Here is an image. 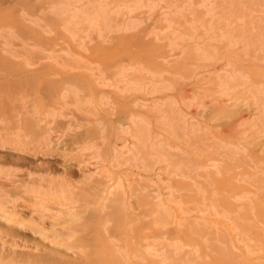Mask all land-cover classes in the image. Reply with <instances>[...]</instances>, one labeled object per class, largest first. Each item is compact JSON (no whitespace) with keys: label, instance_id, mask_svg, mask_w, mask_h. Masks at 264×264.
I'll return each instance as SVG.
<instances>
[{"label":"rangeland","instance_id":"1","mask_svg":"<svg viewBox=\"0 0 264 264\" xmlns=\"http://www.w3.org/2000/svg\"><path fill=\"white\" fill-rule=\"evenodd\" d=\"M45 1L46 0H0V28L11 33V52L18 56L24 55L23 59L29 60L33 65L31 68L33 72L31 74H25L23 73L21 60L14 59L12 56H6L5 58L0 57V123L3 125L2 127L0 125L1 137L3 139V143L1 144L2 147L0 148V191L8 196L10 199L9 201H13L12 204L6 205L8 210L10 212H17V215H19L23 221H29L28 224L32 223L31 225H33L34 221L38 219L35 215H29L30 204H28L29 201L25 199V195L21 193V184L32 178L42 187H47L48 185L62 186L69 199L68 206L70 205V207L73 208V213L78 215V220L76 219L77 222L75 223L76 225L68 224L72 227L71 232L74 235L71 240L72 252H66L67 259L69 258L68 260L71 261V264H111L110 261L113 263L115 260L111 259L112 257L109 256L107 250H105L106 252L104 251L106 245L112 247H115L113 245L117 247L120 246L123 249V260L125 264H139L137 262L139 259L141 264L145 263V261V264H148L151 258L145 255L142 247L145 246L146 243L150 244L158 238L164 241L166 240V243L176 242V245L180 247L174 257L172 256L173 251H167L166 256H168V258L172 257V260L168 264H178L177 260H181L184 264H191L188 263L190 260H195L197 264H223L226 260V256L229 258V256L234 255L233 253L237 255L236 258L239 257V255L250 254V259H263L264 249L256 244V240L258 235L264 236V218H261V215L257 212V208L253 207L256 211L255 214L254 210L251 208L252 206H257V204L259 206L262 202L261 209H264V190L262 188L264 179H261L263 180V183H261L262 185L259 184L256 188V186H251V177L257 174L255 177L259 176V178H264V172L263 174H260L261 172L257 173L262 168L264 170V153H260L258 147V144L264 142V113L262 110H259L258 114L255 113V116L248 124L240 127L239 122L241 119L239 118L244 115L246 116V106L240 104L238 107L233 108L232 106L237 103L227 102L225 99L221 98H213L210 93L205 92V89L209 86H205V81L202 82V80L207 78V76H209L208 79H210L213 73L223 67L224 61L215 63L213 68H203L204 66L202 63L194 60H187L185 52L190 49L188 43H184L182 44L183 46L181 45L180 49L170 52L166 47V42L153 43L149 38L145 37L142 39L159 18V9L163 6L161 4L152 15H147L145 11H142L141 14L130 17L131 20H137L139 18L144 20L149 18L146 23H143L138 32L112 34L105 39L93 37L92 41L90 40L87 42L84 49L78 48L76 44H71L70 48L72 53L76 56L80 55L79 57L83 58L84 61L91 64H99L104 68L107 66L112 67L113 64L115 65L118 63L126 64L130 61L132 63H141L142 65H147L149 63L148 65L152 66H162V76H164L161 78L163 80H160V82L162 81L163 84L169 86L170 91L162 95L150 94L147 88L141 93L121 96L111 91V89L91 88V85H89L90 82L87 81L83 75L85 73H81L82 76L80 75V77L77 76L78 79H76V77H69L68 79L67 77L71 76L69 73L66 75V72L63 73L62 70H58V68L54 66H46L45 64L50 63L45 61L40 62L37 58L38 55H30L27 53V51L33 48L37 50L39 47L42 49H51L53 47L54 49L63 48V39L58 34L55 32L44 34L39 31V29L30 26L24 20L25 17L23 18L24 14L38 18L40 14L39 11L45 4ZM200 1L201 0H168V2L176 5V7L188 6V11L184 13V18H182V16L177 17V21L175 19L177 25H179L178 29L184 28L185 23L190 19L192 20L197 14L203 15V10L197 7ZM234 1L237 6L233 5ZM245 1L246 0H210L209 2V0H207V5L212 9L214 8V13L216 12V14L221 15L228 11L241 14L242 11H245L244 8H248V13H250L252 17L256 16L255 21L260 22L259 17L264 16V0H249L251 4L247 0V7H245ZM232 5L235 7L234 10ZM193 6L196 7L193 9ZM239 8L241 11L236 10ZM197 10L201 11L197 12ZM179 21H181L180 24ZM45 23L51 29V23L47 20ZM221 28L223 29L224 25L220 26V29ZM136 32L138 33L137 35ZM196 34L201 38L199 42L204 43L205 40L201 37V33L196 32ZM219 35L220 33L216 32L214 37L218 39ZM216 43L217 42L214 44ZM233 51L234 55L231 58V62L235 64L234 70H239L242 76L247 79L251 78L257 87H262L261 89L264 90V51L259 47H256L254 50H249L243 45L237 46ZM197 64L203 67H198ZM190 74L191 77L189 78ZM199 80H201L200 83H198ZM85 82L88 84L86 85ZM64 83L74 84L75 86L77 84L79 88L84 90L83 95L85 97L89 94L92 98L98 95L109 96L110 107L101 108L96 104H92L89 106L90 108L88 107V109L80 112L76 110L73 111V107L69 106V102L67 101L66 105L63 103H55L58 90L61 89ZM145 83H148V81ZM22 96L25 100L32 103L40 102L39 105H44V108L50 107L62 111L65 119L57 122L53 126L54 130L51 133L52 139L54 136L53 141L56 139L58 141L53 147H46L37 134V130L33 126L34 124L29 120V115L23 113V110L18 106L17 99ZM236 97L238 98L240 95L235 96V98ZM166 100L175 103L172 112V115L176 116L175 119L177 120L179 117L180 120H184L185 122L183 124L180 121V123L176 125L178 128L174 126L173 133H170L167 127L159 124L158 119L162 114H156L152 109L154 103H162ZM184 103L187 105L185 106ZM164 114L165 113H163V115ZM131 116L142 120L147 128V132L149 133H147V137L149 138L144 141L145 147H139L136 141L133 140L137 131L136 128L130 125L128 119ZM246 118H248V116ZM192 123H197V125L192 129L194 131L196 130L195 134L190 136L189 132L191 130L190 128H192L190 124ZM17 125L19 128H17ZM67 125L69 128H67ZM120 128L128 130L129 137L122 136L119 133ZM16 129H20L23 133L22 135L26 136L19 142L14 141L10 136ZM3 131L4 133H2ZM179 133L183 136H180ZM119 138L123 139L120 140ZM124 139L128 140L125 145L123 144ZM189 143L193 144L190 145ZM84 144L94 145L95 150L100 154V159L98 161L93 159V154L89 155L79 151L80 147ZM123 145L129 149L133 148V154L136 155L134 160L136 161H132L130 157L125 156L122 158L121 163L123 165L121 167L111 169L115 177L121 180L122 192L118 194L114 200L110 199L105 201L104 207L101 208L99 206L100 201H98L101 200L98 183L92 179L83 184L80 179V174L88 164H96L105 169L109 168L108 160L112 156V150L114 148L120 150V147ZM239 145H241V147ZM194 146L196 148H194ZM235 147L237 150L234 149ZM221 150L222 152H220ZM256 150L258 151L256 152ZM233 151L237 153L235 152L234 154ZM261 154H263V156ZM248 155L252 158H248ZM238 156L242 158V161L244 160L245 165L241 164L243 162L240 158L238 159ZM151 157L153 160L152 168L150 172H145L139 158L147 159ZM185 159H189L190 162L188 163V160L186 161ZM193 159L197 160L195 161ZM172 161L173 163H171ZM185 162L190 166L189 169H187L188 165H184L186 164ZM246 163H251L249 166H253L252 168L249 166V168L247 167L248 170L254 169L251 170V173H249L250 171L247 173L248 170L245 168L247 166ZM171 164H173V166ZM175 164L177 167L174 166ZM212 164H215L218 170L214 169L211 171L210 166ZM185 166L186 168H184ZM257 168L259 170H257ZM180 170L181 172L185 171L184 173H187V175L190 173L189 171L192 170L193 172L191 171L189 174L190 176H187L182 172L183 175ZM219 170L221 171L218 172ZM238 174L243 177L239 178L240 176H238ZM166 175H168V177ZM178 175L180 177H178ZM249 175L251 177H249ZM156 177L168 183L169 187L174 190L173 199L177 201L180 200L179 202L183 206L181 209L185 207L183 209L185 213L183 214V210L179 207L171 203L165 205L166 208L170 210V214L174 216L173 220L175 219L174 221L177 222L181 221L184 226L186 224L190 225V220H193L191 224L197 226V231H203V233L199 234L198 232V235H195L197 233H193V235L189 234L188 236L186 230H183L185 232L183 233L180 227H173L174 225L171 226L173 228L167 226L165 230L160 232L151 226L150 219L152 209L147 205L152 197H154V194H152L153 188L150 183L156 182ZM227 178L233 179L227 180ZM195 182L197 183L195 184ZM235 183H238V186H236ZM239 184H241L240 186L243 185L247 187L242 186L241 188ZM234 185L235 188L237 187V190L233 187ZM249 185L251 188H249ZM176 186L178 187L176 188ZM204 186H206V190L203 188ZM260 187L262 191L257 190L260 189ZM197 188H199V191ZM231 188L235 190L231 191ZM238 188L240 189L238 190ZM247 188H249V190H247ZM255 190L257 193L259 191L258 194L261 195H257L258 197H256V195H251L252 198L248 197L252 199V201L253 197L259 198L261 201L260 203L259 199L256 205H250L252 203L249 202L248 198L245 199L246 204H244L245 200H237V197L241 195L245 196L246 192L253 191L252 193L256 194ZM150 191L151 195H149ZM205 192L206 195L202 196L201 194ZM239 192H241L240 196L237 194ZM160 193L163 195L162 198L164 200L169 195V192L164 190H160ZM212 195L216 200L218 199V204L215 202ZM201 196L202 199H200ZM261 198L263 200H261ZM121 199H124L122 201L123 203L120 202ZM209 202L219 208V210L217 208L216 210L218 213L220 212V215L224 214L229 220L226 221L221 217L213 216L208 210L206 215H203L202 206L211 205ZM120 205L126 208V215L120 216V221H118L117 216L119 215V209H121ZM246 205L249 209H246ZM243 206L244 208H242ZM238 207L240 209L242 208L243 211L245 210V212ZM48 208H53L57 211L55 206L49 205ZM247 210L249 213L253 210L251 213L252 215L248 212L247 214ZM248 215L251 217L249 218ZM30 218H32V221L28 220ZM240 219L242 220L240 221L242 224L239 222ZM253 219L256 224L254 221H251ZM243 221H246V226L248 225L250 228H244L243 226L245 225ZM252 222L254 224H252ZM44 225L45 227H49L48 224ZM255 225L257 226L256 232L254 231ZM59 227L60 226L57 225L54 228L58 229ZM102 228L105 230L103 233H101V230H103ZM201 228L202 230H198ZM242 228H244V230ZM245 229H248V231ZM157 232H159V234ZM241 232L243 235L240 234ZM101 237L104 238L103 242L101 241ZM0 241L7 246L15 245L16 247H31L38 243L37 239H35L27 229L23 230L13 224L6 225L1 221ZM195 247H197V250ZM198 247H201V250L199 249L200 251ZM191 249L193 254L196 250L195 256L193 254L191 255ZM215 249L219 252H216L217 250ZM227 249L231 254L226 255ZM253 250H255V252ZM184 251L189 253L192 258ZM221 251L224 255L222 253V255L220 254ZM215 252L218 253V255ZM37 253L39 256L37 260L41 264L51 263L48 259L49 256L45 252L39 251ZM137 254H140V256ZM219 257L225 258H223V260ZM220 260H222V263ZM237 262L243 264V262L239 260ZM225 264H232V261H227Z\"/></svg>","mask_w":264,"mask_h":264},{"label":"bare ground","instance_id":"2","mask_svg":"<svg viewBox=\"0 0 264 264\" xmlns=\"http://www.w3.org/2000/svg\"><path fill=\"white\" fill-rule=\"evenodd\" d=\"M184 1H187V0H184ZM242 1H244V0H242ZM209 2H210V0H209ZM237 2H239V1H237ZM248 2H249V0H248ZM185 3H187V2H185ZM235 3L236 2L234 1L233 5H235ZM246 3H247V0L245 1V7H247ZM249 3H248V5H249ZM161 4L163 6L159 9V11H160L159 18L156 20L155 24H153L151 26V28L148 30V32L145 34V36L142 37V39L145 37L149 38L151 41H153V43L166 42V47L169 49L170 52L177 50V49H180L182 44L188 43L190 45V49L185 52V56L187 57V60L189 59V60L197 61L199 63H202V65L204 66V67L200 66V65L198 66V64H197L198 67H203V68L208 67V69H209V67L213 68L215 63H217V62L219 63V62L224 61L223 67L221 69H219L217 72L213 73V76H211L210 79H208L209 76H207V78H204L202 80V82L205 81V86L206 85L209 86L208 88L205 89V92L210 93L213 98H221V99H225L227 102L237 103L236 105L232 106L233 108L238 107V105H240V104H244L246 106V108H247L246 116L244 115L241 118H239V119H241V121L239 122L240 127L248 124L251 121V119L255 116V113L258 114L259 110H262L264 113V90L261 89L262 87L261 88L257 87L255 82L253 80H251V78H249L250 79L249 80V79L245 78L244 76H242V74H240L239 70L238 71L234 70L235 64H233L231 62V58L234 55L233 50L239 45H243L244 47H246V49H249V50H254L256 47H259L262 51H264V16H260L259 17L260 22H256L255 21L256 16L252 17L250 15V13H248V8H244L245 11H242L241 14L240 13L238 14L237 12H236L237 13L236 14L235 12H232V11L231 12L228 11L227 13H223L224 12L223 11V12H221V13H223L221 15V14H216V12L214 13V11H215V10H213L214 8L212 9L210 6L207 5V0H201L197 7H199L201 10H203V13H202L203 15H199V14L196 15L195 14L196 16L192 20L190 19L191 21L189 20L187 23H185L184 28L178 29L179 25H177V23H176V21L178 19H176V18L182 17V16H183L182 18H184V15H185L184 13H186L188 11V6L186 7L184 5L182 7H176V5L168 2V0H46L45 4L42 6V8L39 11L40 14H39L38 18L27 15V14H24L23 18L25 17L24 20L30 26H32L36 29H39V31L43 32L44 34H51L54 32L56 34H58L63 39V42H62L63 48L54 49V47H53L51 49L50 48L42 49L39 47L37 50L35 48L31 49V50L27 51V53H29L30 55H38L37 58H38V61H40V62H44V61L49 62L50 64H45L46 66L47 65L51 66V67L54 66V67L58 68V70H62L63 73L66 72V75H67V73H69V75H71V76H68L67 77L68 79H69V77L70 78L76 77V79H78L77 76L80 77V75L82 76V74L85 73V74H83L85 76V79H87V81L90 82V84H89V85H91L90 87L94 88V89H107V90L111 89V91H113L114 93L121 95V96H124V95H131V94H135V93H141V92L145 91V89L148 88L150 91V94L162 95L165 92L170 91L169 86L163 84L162 81L160 82V80H163L161 78L164 76V75L162 76V74H163L162 70H161L162 66H152V65H148L149 63L147 65H144V64L142 65L141 63H132L130 61L126 64H119L118 63L115 65L113 64L112 67L107 66L108 68L107 67L104 68L103 66H101L99 64H91V63L84 61L83 58L79 57L80 55L76 56L74 53H72L71 48H70L71 44H76V46L78 48L84 49L87 42H89L90 40L92 41L93 37H96L97 39H105L107 36L112 35V34L131 33V32H135V31L138 32V30L141 29L143 23H146L149 18L144 19V20L140 19V18L137 20H131L130 17H133L137 14H141L142 11H145V13L147 15H152L155 13L157 8L161 6ZM188 4H189V1H188ZM233 5H232V7H233ZM235 6H237V4ZM194 7H196V6H193V9H194ZM195 9H197V8H195ZM222 9H223V7H222ZM234 9H235V7H233V10ZM201 10H197V12H200ZM236 10L238 11V10H240V8L236 9ZM250 10H252V9H250ZM253 12H255V11H253ZM146 17H148V16H146ZM175 19H176V21H175ZM46 20L51 23V29L52 30L45 23ZM180 23H181V21H179V24ZM222 25H224V28L220 29V26H222ZM137 32H136V35L138 34ZM196 32L201 33V35H202L201 37H203L205 40L204 43L199 42L201 40V38L197 36ZM216 32L220 33L218 39H216L214 37V34ZM216 40H218V41H216ZM215 42H217V43L214 44ZM205 44H206V46H205ZM6 56H9V57L12 56L14 59L21 60L23 73L31 74L33 72V70L31 69L33 65L30 63L29 60L23 59L24 55L18 56L17 54H14L13 52H11V33L9 31H4V29L0 28V57L5 58ZM189 63H191V62H189ZM180 74H181V72H180ZM190 77H191V74H190L189 78ZM72 80H74V79H72ZM82 81H83V79H82ZM146 81H148V83H145ZM200 82H201V80L198 81V83H200ZM85 83H86V85L88 84L87 82H85ZM177 84H178V81H177ZM172 86H174V85H172ZM77 87H78L77 84L75 86L74 84L64 83L62 85L61 89L58 90L57 99H56L55 103H57V104L63 103L64 105H66V103L69 102V106L73 107V109H74L73 111L76 110V111H80V112L84 111L85 109H88V107L91 106L92 104H96L97 106H99L101 108L110 107V102H109L110 99H108L109 96L106 97L104 95H98V96H95L94 98H92L91 96H89L90 95L89 94L88 96L85 97L83 95L84 90H82L79 87L77 88ZM85 92H87V91H85ZM238 95H240V97L235 98V96H238ZM33 101H35V100H33ZM29 103H31V104H29ZM39 103H32L30 101H27V100H25V98H23V96L17 99L18 106L20 107V109L23 110V113H26L29 115V120L32 122V124H34L33 126L37 130V134L40 136L41 141L46 145L47 148H51L58 142L57 139L55 141H53L54 136H53V139L51 137V133L54 130L53 126L57 122L64 120L65 116L63 115L61 110L58 111V110H56L54 108H50V107L44 108V105H42L43 106L42 107L41 105H39ZM174 105H175V103L173 101H169V100L163 101L162 103H154L152 105L153 111H155L156 114L157 113L162 114V116H163V117L160 116V118L158 119L159 124L164 126V127H167L170 133H173L174 126H176L178 123H180V121L183 124L185 123L184 120H180L179 117L177 118V120H178L177 121L175 119L176 116L172 115ZM184 105L186 106L187 104L184 103ZM88 113H89V111H88ZM163 113H165V114L163 115ZM247 116H248V118H246ZM128 120L130 122V125L132 127L136 128V131H137L136 132L137 134L135 137H133V140L136 141V143L138 144L139 147H145L146 145L144 146V141L147 140V138H149V137H147V135L149 133L147 132V128L144 125L143 121L140 120L139 118H136L133 116L129 117ZM0 125H1V123H0ZM196 125H197V123L190 124V127H192V128H190L191 130L189 132L190 136L191 135L193 136L195 134L196 130L194 131L192 129H194V126H196ZM2 126L3 125H1V127ZM4 127H5V124H4ZM17 128H19V126ZM67 128H69V126ZM97 129H99V128H97ZM102 129H104V128H102ZM239 131H240V129H239ZM2 133H4V131ZM119 133L124 137L129 135L128 130H123L121 128H120ZM22 134L23 133L20 129H16L11 133L10 136L12 137V139L14 141L19 142L25 136ZM180 136H183V135L180 134ZM122 139L123 138H121L120 140H122ZM194 139H196V138H194ZM127 141H128L127 139L126 140L124 139L123 144L125 145L127 143ZM2 143H3V139L1 137V132H0V148L2 147V145H1ZM192 144H190V145H192ZM124 145L120 147V150H117L115 148L112 150L111 158L109 160L107 159L109 168L105 169L104 167H99L96 164H88V166H86V168L83 170V172H81V174H80L81 177L79 176L83 184L85 182L87 183L88 181H90L92 179H94L98 183L99 191H100V198H101V200H98V201H100V203H99L100 205L99 204L98 205L101 208L104 207V204L106 203L105 201L110 200V199L114 200L116 198V196L118 194H121V192H122L121 180L119 178L115 177V174L112 172L111 169L121 167L123 165L121 163L122 158H124L125 156L130 157L132 161H136V160H134V157L136 155L133 154L134 153V150H132L133 148L129 149ZM239 146L241 147V145H239ZM236 147L234 148L235 150H237ZM258 147H259V152L264 153V142L263 143L261 142V144H258ZM194 148H196V147L194 146ZM216 148H218V147H216ZM226 149H228V148H226ZM238 149H240V148H238ZM232 150H230V151H232ZM244 150H246V149H244ZM79 151L81 153H87L89 155L93 154V159L96 161H98L100 159V154L95 150L94 145L84 144L83 146L80 147ZM257 151L258 150H256V152ZM220 152H222V150ZM233 152L235 154L236 151H233ZM226 153H227V151H226ZM228 153H230V152H228ZM238 154H240V153H238ZM166 155H167V153H166ZM232 155H233V153H232ZM261 155L263 156V154H261ZM164 156H165V154H164ZM226 156L229 157L228 155H226ZM241 156H243V155H241ZM140 157H141V155H140ZM236 157H234V158H236ZM249 157L250 156L248 155V158ZM239 158H240V160L242 159L240 156H238V159ZM250 158H252V157H250ZM185 160L186 161L188 160V163L190 162L189 159H185ZM193 160H195V159H193ZM139 161L142 162L143 170L145 172H150V170L152 168V164H153L152 163V161H153L152 157L147 158V159L146 158L145 159L139 158ZM159 161H160V159H159ZM241 161H240V163H241ZM194 162H192V163H194ZM242 162L243 163H241V164H244V160ZM171 163H173V161ZM185 163L186 164H184V165L187 166L188 165L187 162H185ZM192 163H190V164H192ZM249 164H251V163H249ZM249 164H247L246 167L244 166L246 168V170H248L247 167L249 166ZM171 165L173 166V164H171ZM174 166H176V164ZM186 166L184 168H186ZM189 167L190 166L188 165L187 169H189ZM244 167H243V169H244ZM249 167L252 168L253 166L251 167V165H250ZM136 168H137V165H136ZM210 168H211V171H213L214 169L218 170V167L216 168L215 164H212L210 166ZM254 168H255V165H254ZM251 170H254V169H251ZM251 170H248L247 173L249 171H250L249 173H251ZM257 170H259V169L257 168ZM260 170H262V171H260ZM260 170L257 173L261 172L260 174H263V172H264L263 168ZM172 171H174V170H172ZM191 171H189V172L191 173ZM220 171L221 170H219L218 172H220ZM180 172H181V170H180ZM244 172H246V171H244ZM255 172H256V170H255ZM170 173H171V171H170ZM190 173H188V175ZM242 173H243V171H242ZM252 173H253V171H252ZM184 174L187 175V173H184ZM168 175H166V176L168 177ZM254 175H255V173H254ZM254 175H252V176H254ZM238 176H240V175L238 174ZM255 176L251 177L249 175V177L252 178L251 186H253V187L256 186V188H257V186L259 184L263 183V180H261V179H264V178H261V177L259 178V176L258 177H255ZM260 176H262V175H260ZM178 177H180V176L178 175ZM242 177L243 176H240L239 178H242ZM192 178H193V176H192ZM234 178H235V176H234ZM228 179L229 178H227V180ZM231 179H233V178H230L229 180H231ZM245 179H246V177H245ZM243 181L247 182L248 180L247 181L243 180ZM196 183L197 182H195V184ZM150 184L153 188L152 194H154V197H152L151 201L148 202V205L147 204L146 205L151 207V209H152L150 221H151V226L154 229H156L160 232V231L165 230L167 226L171 227L172 225H174L173 227H180V229H182V231L186 230L188 236H189V234L193 235V233H197L195 235H198V232H199V234L203 233V231L202 232L197 231V226H194V224H191L193 220L192 221L190 220V222H191L190 225L186 224L185 226L181 221L177 222V221H174L175 219L173 220L174 216H172V214H170V210L167 209L165 205L167 203L168 204L171 203L174 206L179 207L180 209L183 206L179 202L180 200L177 201V200L173 199L172 196H173L174 190L171 187H169L167 182H164L159 177H156V182L150 183ZM233 184H234V181H233ZM237 184H236V186H238ZM179 185H181V184H179ZM240 185L241 184H239V187L242 188L243 185L242 186H240ZM251 186L249 188H251ZM177 187L178 186H176V188ZM197 187H199V186H197ZM200 187H202V186H200ZM233 187L235 188V185ZM243 187H247V186H243ZM203 188L205 189L206 186H204ZM249 188H247V190H249ZM262 188L264 190V184H263ZM262 188L260 187V189H257V190L262 191L261 190ZM184 189H186V188H184ZM197 189L199 191V188H197ZM197 189H196V191H197ZM239 189L240 188H238V190ZM160 190H164V191L169 192V195L167 196V198L165 200L162 198L163 195L160 193ZM234 190L232 189L231 191H234ZM194 192H195V190H194ZM203 192H204V190H203ZM252 192H248V193L246 192L245 196L244 195L240 196L241 192L237 193L238 196H240V197L236 196L237 200L243 201L247 198L249 199V197L252 198L251 195L252 196L256 195V197L261 195V194L260 195L258 194L259 191L257 193L255 190L256 194H253ZM21 193L23 195H25V199H27V201H29V203H28V204H30L29 205V215H35V217H37L38 220L34 221V224L31 225L32 223L28 224L29 221L28 222L23 221V219L19 215H17V212H10L8 210V208L6 207V205L12 204L13 201H9L10 199L8 198V196L6 194H4L2 191H0V221L6 225L13 224V225H16V226L22 228L23 230L27 229L30 232V234L33 237H35V239H37L38 243L32 245L31 247H25V246L24 247H20V246L16 247L15 245L7 246L5 243L0 241V264H41L37 260L39 257L37 252H39V251H43V253L45 252L49 256L48 259L51 261L50 264H69V263L71 264V261L68 260L69 258L67 259L66 252H70V251L72 252L71 240L73 239L74 235L71 232L72 227L68 224L74 225L77 222L76 219L78 220V217H77L78 215L76 213H75L76 215L73 213V208H71L70 205L68 206L69 199L66 196V194H65L66 192L64 191L63 187L60 185H48L47 187H42L41 185L37 184L35 182V180H33L31 178V179H28L27 181H24L21 184ZM149 195H151V191L149 192ZM149 195H147V196H149ZM201 195L202 196L206 195V192L204 194H201ZM202 196L200 199H202ZM198 197H200V196H198ZM213 198H214V196H213ZM255 198L253 197V201H252V199H249V202L252 203L250 205H256L258 203L259 198L258 199L257 198L255 199ZM203 199H205V198H203ZM123 200L124 199H121V201L120 200L119 201L121 203H123L122 202ZM261 200H263V199L261 198ZM229 201H228V203H229ZM211 202H212V200H211ZM215 202H217V204H218V199L217 200L215 199ZM225 202H227V201H225ZM260 202L261 201L259 199V203ZM209 203H207V204H209ZM244 204H246V200H245ZM261 204H262V202L259 204V206H258V204H257V206H252L251 209L254 210V208H257L258 209L257 212L259 213V215H261V218H264V209H261L262 208ZM49 205L55 206L57 208V211L53 208L49 209L48 208ZM191 205H194V204H191ZM247 205H249V204H247ZM247 205H246V209H249V207ZM240 206H242V205H240ZM202 207H203V212L201 210L200 211L202 212L203 215H206L207 210H208L211 212V214L213 216L221 217V218L225 219L226 221L229 220L224 214L220 215V212L218 213V211L216 210L217 207H215L212 204L211 205H204ZM120 208L121 209H119V215L117 216L118 221H120V216L126 215V213H125L126 208L124 206H121ZM184 208H182L181 210H183ZM242 208H244V206ZM217 209L219 210V208H217ZM253 210H252V212H253ZM242 211H243V209H242ZM249 211H251V210H249ZM243 212H245V210ZM247 212H248V210L246 211V213ZM255 212L256 211L254 210V214H255ZM182 213L183 214L185 213L184 210L182 211ZM251 213H249V214L252 215ZM254 214H253V217H254ZM248 217H249V215H248ZM248 217H247V219H248ZM236 219H238V218H236ZM241 219L239 220V222L242 220H245V219H242V220ZM28 220L32 221V218H30ZM260 220H262V219H260ZM249 221H250V219H249ZM251 221H254V219ZM187 222H188V220H187ZM245 222L243 223L245 225V226H243L244 228L248 227V225L246 226L247 223H245ZM240 223L242 224V222H240ZM262 223H260V224H262ZM44 224H48L49 227H45ZM241 224H239V225H241ZM252 224H254V223L252 222ZM255 224H256V222H255ZM57 225H59L60 227L58 229H55L54 227H56ZM173 227H171V228H173ZM238 227H240V226H238ZM244 228H242V229L244 230ZM248 228H250V227H248ZM252 228H254V227H252ZM256 228H257V226L255 225L254 231L256 230ZM263 228H264V226H263ZM102 229L103 230H101V233H103L105 231L104 228H102ZM198 230H202V228L198 229ZM245 230L248 231V229H245ZM184 231H183V233H185ZM239 231H240V229H239ZM249 231H250V229H249ZM159 232H157V233L159 234ZM176 232H177V230H176ZM240 234L243 235L242 232ZM258 234H259V231H258ZM101 238H102L101 241L103 242L104 238L103 237H101ZM165 241L161 238H158V239H155V241H153L150 244L146 243V245L142 247L145 255L147 257L151 258L149 260L148 264H168L172 260V257L168 258V256H166L167 251L168 252L173 251L172 256L173 257L176 256L180 247L176 245V242L175 243H166ZM109 243H111V242H109ZM253 243H254V241H253ZM107 244H108V242H107ZM256 244L259 247L264 249V236L263 235H260V236L258 235L257 240H256ZM187 245H189V244H187ZM113 246H115V247H112L110 245L109 246L106 245V248L104 249V251L107 250L109 256L112 257L111 259L115 260L113 263L110 261V263L111 264H125V262L123 260V249L120 246H118V247L116 245H113ZM195 249L197 250V247H195ZM199 249L201 250V247L200 248L198 247V250ZM196 250H195V253H196ZM215 250H217V249H215ZM253 251L255 252V250H253ZM257 251H258V248H257ZM184 252H186V251H184ZM191 252H192V249H191ZM216 252H219V251L217 250ZM260 252H262V251H260ZM43 253H42V255H43ZM195 253L193 254V252H192L191 255L193 254L195 256ZM221 253L224 255V253L222 251L220 252V254ZM226 253H227L226 255L231 254L228 249H227ZM181 254H184V253H181ZM187 254H189V253H187ZM216 254L218 255V253H216ZM233 254L234 255L229 256V258H228V256H226V260L229 262L231 260L232 264H240L237 262L238 260L243 262V264H264V258L263 259H259V258L258 259H250V256H251L250 254L249 255L243 254L241 256L239 255V257L236 258L237 255H235V253H233ZM137 255L140 256V254H137ZM189 256H190V254H189ZM190 258H192V257L190 256ZM223 258H225V257H223ZM223 258H220V259H223ZM260 258H262V257H260ZM134 259H135V257H134ZM193 259H195V258H193ZM141 260H144V259H141ZM188 260H190V259H188ZM197 260H198V258H197ZM226 260L223 264L227 263ZM139 261H140V259H139ZM139 261H137V262L139 264H141ZM186 261H187V259H186ZM220 261L222 263V260H220ZM177 262H178V264H184L181 260L180 261L177 260ZM145 263H146V261H145ZM145 263H143V264H145ZM188 263L195 264L196 262H195V260L194 261L190 260Z\"/></svg>","mask_w":264,"mask_h":264}]
</instances>
